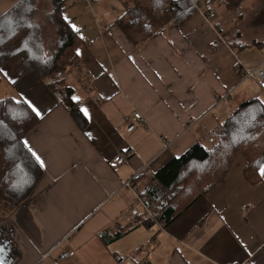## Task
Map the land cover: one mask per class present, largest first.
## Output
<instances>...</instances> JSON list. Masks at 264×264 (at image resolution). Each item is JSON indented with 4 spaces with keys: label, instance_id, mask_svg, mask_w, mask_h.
I'll return each instance as SVG.
<instances>
[{
    "label": "crops",
    "instance_id": "1",
    "mask_svg": "<svg viewBox=\"0 0 264 264\" xmlns=\"http://www.w3.org/2000/svg\"><path fill=\"white\" fill-rule=\"evenodd\" d=\"M17 1L0 0V16ZM46 1L36 17L44 46L42 28L52 26L51 45L55 39ZM212 9L134 44L115 23L119 0H67L63 15L78 39L63 77L78 98L79 122L33 70L17 77L0 66L15 93L8 96L39 112L23 142L43 163L30 196L0 214V264H52L62 249L74 255L58 264H264V175L247 179L241 152L167 223L129 215L134 196L123 186L145 167L136 180L144 193L170 159L195 142L210 148L240 102H264L258 83L240 78L243 68L264 66V0L236 9L219 0Z\"/></svg>",
    "mask_w": 264,
    "mask_h": 264
},
{
    "label": "trees",
    "instance_id": "2",
    "mask_svg": "<svg viewBox=\"0 0 264 264\" xmlns=\"http://www.w3.org/2000/svg\"><path fill=\"white\" fill-rule=\"evenodd\" d=\"M45 14L54 27V43L48 53L35 19L37 0H19L0 16V66L7 63L20 76L33 70L79 122L82 117L72 88L63 72L75 59L77 30L63 15L67 0H51ZM123 11L115 23L134 44L142 43L168 26H179L198 10L204 14L219 0H119ZM236 8L242 0H220ZM55 75L54 77H52ZM22 99L0 98V214L6 215L27 199L43 175L37 160L25 147L23 138L40 117ZM257 97L240 102L216 130V141L207 148L199 142L170 159L157 170L153 184L144 193L154 213L141 217L151 225L167 223L198 195L216 184L239 152L245 156L244 174L259 180L264 162V103ZM141 176L137 177L140 178ZM0 215V217H1ZM103 237V234H101Z\"/></svg>",
    "mask_w": 264,
    "mask_h": 264
},
{
    "label": "built area",
    "instance_id": "3",
    "mask_svg": "<svg viewBox=\"0 0 264 264\" xmlns=\"http://www.w3.org/2000/svg\"><path fill=\"white\" fill-rule=\"evenodd\" d=\"M214 14V10H209L208 13H206V17H211ZM240 78L241 79H253L255 80L259 87L264 91V66L258 65L254 68H243L240 72ZM125 120H129V116L124 117ZM132 119H141V114L139 112H134ZM165 146H167L165 144ZM125 156L122 154H118L114 157V160L117 164H121L125 161ZM147 169L145 167H142L138 172H136L132 177L128 180H126L123 183V186L127 189H129L133 196H134V206L130 209L129 215L131 216H138L141 215L142 217H151L153 216V210L149 203V197L142 192L140 189V185L138 184V179L142 174H146ZM137 180V181H136ZM48 255V254H47ZM74 255V252L72 250H60L56 256V258L52 261V264H58V262L62 259H65L69 256Z\"/></svg>",
    "mask_w": 264,
    "mask_h": 264
},
{
    "label": "rangeland",
    "instance_id": "4",
    "mask_svg": "<svg viewBox=\"0 0 264 264\" xmlns=\"http://www.w3.org/2000/svg\"><path fill=\"white\" fill-rule=\"evenodd\" d=\"M244 0L241 1V3L243 2ZM39 2V3H38ZM48 3L46 0H37L36 4L34 7L38 8L37 6L41 5L42 4V7H44V4ZM241 3H239L238 7L236 8H239V6L241 5ZM41 8V7H39ZM235 8V9H236ZM39 16L38 14H36L35 16V19L36 17ZM44 16V15H43ZM48 22V21H47ZM49 23V22H48ZM51 24V23H49ZM52 25V24H51ZM52 27V26H51ZM50 26H47V28H42L41 29V32H42V35H43V39L45 42H47V44H45V50L50 53L51 50H52V46L51 45V36H50V33H49V29L48 28H51ZM54 28V27H53ZM55 75H53L52 77H54ZM9 94H15L12 90H11V87L9 85V82L7 81V79L2 75V73H0V97H4V96H8ZM264 164V163H263Z\"/></svg>",
    "mask_w": 264,
    "mask_h": 264
},
{
    "label": "snow or ice",
    "instance_id": "5",
    "mask_svg": "<svg viewBox=\"0 0 264 264\" xmlns=\"http://www.w3.org/2000/svg\"><path fill=\"white\" fill-rule=\"evenodd\" d=\"M65 19H67V18H65ZM72 27H73V30H76L74 25H73ZM77 54H79V50H77ZM73 99H78V98L74 97ZM18 102H25V103H28L27 101H18ZM261 103H264V102H261ZM29 107H32V110H33L34 112H36L37 115H39V112H38V111L36 110V108L33 107L30 103H29ZM81 111L85 114V116L88 115L86 109L82 108ZM25 147H28V146H27V142H25ZM29 151H31L30 148H29ZM32 154H33V156L39 161L40 158H39L38 156H36V154H35L34 152H33ZM40 163H41V166L43 167V163H42V161H41ZM259 172H260L261 175H264V164H261V165L259 166Z\"/></svg>",
    "mask_w": 264,
    "mask_h": 264
}]
</instances>
